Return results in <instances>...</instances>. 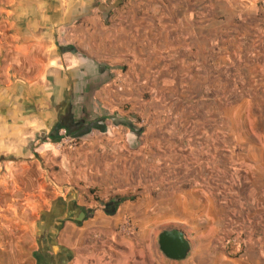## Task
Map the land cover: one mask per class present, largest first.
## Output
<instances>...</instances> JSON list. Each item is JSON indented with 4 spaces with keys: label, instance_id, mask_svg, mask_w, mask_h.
Segmentation results:
<instances>
[{
    "label": "crops",
    "instance_id": "crops-1",
    "mask_svg": "<svg viewBox=\"0 0 264 264\" xmlns=\"http://www.w3.org/2000/svg\"><path fill=\"white\" fill-rule=\"evenodd\" d=\"M145 190L264 264V0H0V264H129Z\"/></svg>",
    "mask_w": 264,
    "mask_h": 264
},
{
    "label": "rangeland",
    "instance_id": "rangeland-1",
    "mask_svg": "<svg viewBox=\"0 0 264 264\" xmlns=\"http://www.w3.org/2000/svg\"><path fill=\"white\" fill-rule=\"evenodd\" d=\"M67 132V131H66ZM68 134V133H67ZM69 135V134H68ZM79 141L73 139L72 143L76 144V149L79 147ZM57 143L54 145L56 147ZM59 151L68 152V145L63 144L59 148ZM90 193V194H89ZM99 191L97 189L88 188L85 190V194L90 195L93 198L99 197ZM155 192L152 191H142V192H131V193H124L122 198L126 199H139L138 201L142 200V207H138V212L143 214V218L140 221H135L131 217H127L130 219L135 226V233L133 235H124L120 233V227L123 223L111 225L112 230L116 234V238L120 239L122 243L124 241L128 242V247H126V251L129 257V264H170V261H163V257L158 251L157 246V237L163 230H169L172 228L178 229L179 227L181 231L184 233L188 232L189 230L185 228L182 224H174V223H157L155 219L153 220V215H160L166 213L167 209L157 208L155 206ZM200 227L197 225V228ZM178 229V230H180ZM138 233V235H137ZM228 241H224L222 243V247L218 248L217 254L213 253V256L201 255L200 257L202 260H207L214 258L215 264H231V261H240L242 262L244 257L241 255L239 251H237L235 243L229 245ZM193 251H191V254ZM205 258V259H204Z\"/></svg>",
    "mask_w": 264,
    "mask_h": 264
},
{
    "label": "water",
    "instance_id": "water-1",
    "mask_svg": "<svg viewBox=\"0 0 264 264\" xmlns=\"http://www.w3.org/2000/svg\"><path fill=\"white\" fill-rule=\"evenodd\" d=\"M80 217H83L82 213ZM157 246L160 254L173 262L184 261L191 253V244L186 234L175 228L160 232L157 237Z\"/></svg>",
    "mask_w": 264,
    "mask_h": 264
},
{
    "label": "built area",
    "instance_id": "built-area-1",
    "mask_svg": "<svg viewBox=\"0 0 264 264\" xmlns=\"http://www.w3.org/2000/svg\"><path fill=\"white\" fill-rule=\"evenodd\" d=\"M72 141L73 138L70 137L65 130L60 131L58 133V142L56 148L59 149L61 145L66 144L68 145V149L73 151L76 149V144H73ZM120 232L126 236L133 235L135 233V226L130 219H126L123 222L122 226L120 227Z\"/></svg>",
    "mask_w": 264,
    "mask_h": 264
},
{
    "label": "trees",
    "instance_id": "trees-1",
    "mask_svg": "<svg viewBox=\"0 0 264 264\" xmlns=\"http://www.w3.org/2000/svg\"><path fill=\"white\" fill-rule=\"evenodd\" d=\"M120 201L126 200V198H118Z\"/></svg>",
    "mask_w": 264,
    "mask_h": 264
}]
</instances>
